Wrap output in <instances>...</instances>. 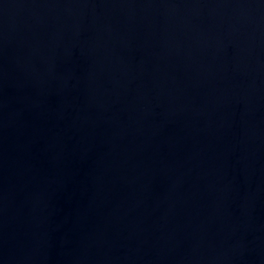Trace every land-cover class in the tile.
I'll list each match as a JSON object with an SVG mask.
<instances>
[{"label":"water","instance_id":"obj_1","mask_svg":"<svg viewBox=\"0 0 264 264\" xmlns=\"http://www.w3.org/2000/svg\"><path fill=\"white\" fill-rule=\"evenodd\" d=\"M0 264H264V0H0Z\"/></svg>","mask_w":264,"mask_h":264}]
</instances>
